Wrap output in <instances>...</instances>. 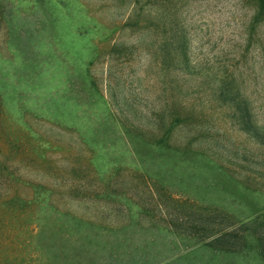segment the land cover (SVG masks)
<instances>
[{
  "label": "rangeland",
  "instance_id": "rangeland-1",
  "mask_svg": "<svg viewBox=\"0 0 264 264\" xmlns=\"http://www.w3.org/2000/svg\"><path fill=\"white\" fill-rule=\"evenodd\" d=\"M201 216L248 248L194 245ZM259 250L264 0H0V264Z\"/></svg>",
  "mask_w": 264,
  "mask_h": 264
},
{
  "label": "trees",
  "instance_id": "trees-1",
  "mask_svg": "<svg viewBox=\"0 0 264 264\" xmlns=\"http://www.w3.org/2000/svg\"><path fill=\"white\" fill-rule=\"evenodd\" d=\"M170 126H173L172 124ZM168 130V135H166V138H161V147L165 148L166 150H170V146H168V136L170 134ZM172 151V150H171ZM173 153H177L176 151H172ZM202 217V216H201ZM203 218V219H202ZM201 219V225L204 226L202 234L195 240L193 243L194 245H198L201 248H207L209 250H213L215 252H220V253H235L240 250H244L248 248V243L244 238H240L242 245L241 248L238 250L235 248V241L233 238V232H226V229H220V230H207L205 227H210L209 219L210 217H202ZM206 229V230H205ZM211 229V228H210ZM251 237H254L255 241L260 240V236L256 233L253 232L250 234ZM121 243H125L127 241V238L123 237ZM109 241H105L102 243V245H97L96 247L100 249L103 253L110 255H113V248L108 244ZM99 246V247H98ZM260 252L259 255L264 256V250H259ZM262 252V253H261Z\"/></svg>",
  "mask_w": 264,
  "mask_h": 264
}]
</instances>
